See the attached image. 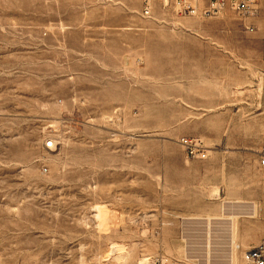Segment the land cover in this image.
Masks as SVG:
<instances>
[{
  "label": "rangeland",
  "instance_id": "rangeland-1",
  "mask_svg": "<svg viewBox=\"0 0 264 264\" xmlns=\"http://www.w3.org/2000/svg\"><path fill=\"white\" fill-rule=\"evenodd\" d=\"M149 2L0 0V264H245L264 245V0L246 20Z\"/></svg>",
  "mask_w": 264,
  "mask_h": 264
},
{
  "label": "built area",
  "instance_id": "built-area-1",
  "mask_svg": "<svg viewBox=\"0 0 264 264\" xmlns=\"http://www.w3.org/2000/svg\"><path fill=\"white\" fill-rule=\"evenodd\" d=\"M150 0H143V14L150 12ZM257 0H206L202 9H198L195 2L191 0H162L163 6L173 11L179 17H215L224 9H229L239 19L246 20L254 18L258 13ZM247 30L251 29L249 26ZM262 88V128H261V146L258 155V164L264 167V79ZM179 144L184 149L188 158L204 160L207 157L206 150L201 140L194 138H182ZM245 264H264V245L254 246L243 252Z\"/></svg>",
  "mask_w": 264,
  "mask_h": 264
}]
</instances>
